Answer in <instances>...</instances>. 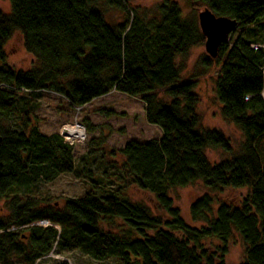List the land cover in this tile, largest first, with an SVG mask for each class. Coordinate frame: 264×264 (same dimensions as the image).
<instances>
[{
  "label": "trees",
  "instance_id": "obj_1",
  "mask_svg": "<svg viewBox=\"0 0 264 264\" xmlns=\"http://www.w3.org/2000/svg\"><path fill=\"white\" fill-rule=\"evenodd\" d=\"M7 1L10 13L0 12V199L8 200L0 264H69L48 256L72 250L95 262L226 264L232 234L244 245L239 264H264V4L183 0L194 12L207 9L242 30L216 58L201 61L218 68L220 115L242 136L234 152L223 134L201 128L195 82L181 81L177 58L205 39L197 18L182 19L176 3L161 0L147 19L125 0ZM98 2L118 9L122 22L109 26ZM14 33L36 69L15 72L6 63L3 48ZM44 91L71 109L110 92L138 99L145 123L161 136L107 152L106 137H91L77 159L58 133L43 135L34 123L31 97ZM85 121L89 134L100 130ZM206 150L226 157L211 163ZM62 174L86 180L81 197L57 207L30 195ZM197 182L205 193L189 208L195 227L169 193ZM129 189L149 194L150 206L130 201ZM226 191L244 194L218 201ZM43 221L48 225H35Z\"/></svg>",
  "mask_w": 264,
  "mask_h": 264
},
{
  "label": "rangeland",
  "instance_id": "obj_2",
  "mask_svg": "<svg viewBox=\"0 0 264 264\" xmlns=\"http://www.w3.org/2000/svg\"><path fill=\"white\" fill-rule=\"evenodd\" d=\"M132 10L137 14L146 16L149 19L156 14V7L161 0H125ZM176 3L181 12V18H197L196 12L190 9L187 2L183 0H170ZM96 6L102 11V15L109 26H116L124 19L121 12L115 8L107 7L103 2H98ZM0 12L10 13V7L7 0H0ZM235 29L232 36L240 33ZM230 37V36H229ZM6 57V63L15 72H29L36 69V63L23 48L21 37L14 33L3 48ZM203 58H209L204 50V46L191 49L187 55L178 57L176 66L181 69V81L195 82L194 92L198 95L199 102L196 106V114L200 118V126L203 130H214L223 134L230 142L233 151L239 149L242 141L240 132L231 124L224 121L220 115V104L214 93V83L218 74V68L211 66L204 68L201 64ZM161 95V94H160ZM33 104V119L38 130L43 135L60 133L65 126H74L75 123L84 128V140L73 141L75 157L83 155L87 142L91 137H106L105 146L102 147L106 152L110 149L117 150L129 140H149L159 136V128L148 126L144 120V106L138 100L130 98L123 94H114L103 99L95 100L85 105L79 112L71 109L64 99L52 92H41L31 97ZM102 110V111H101ZM112 110L122 117H105L101 114L103 111ZM85 120L92 125L99 126L100 130L89 134L85 127ZM154 127V128H153ZM206 156L211 163H218L223 160L224 155L220 150H206ZM84 181V182H82ZM86 180L77 178L75 174H62L51 183H39L35 191L30 195L38 199H47L52 206L61 207L66 198H79L86 191ZM205 193L201 183L197 182L185 188H177L170 191L169 195L173 204L180 211L181 217L190 226L198 227L200 224L193 223L190 218L189 208L191 203ZM243 195L244 192L229 194L227 191L222 195H216L218 201L231 199L233 195ZM11 195V194H10ZM18 196H22L17 194ZM126 197L132 202H139L150 206L151 196L147 193L129 189ZM7 199H0V219L8 215L5 209ZM34 225V224H33ZM46 226L48 223L35 224ZM31 226V225H30ZM24 227H15L13 230H22ZM211 243V242H209ZM216 244V242H212ZM228 252L225 257L226 264H239L242 261L244 245L235 234H232L228 242ZM49 259L66 260L69 264H117L115 260L106 259L102 262L92 261L81 256L76 250L57 256L54 253L49 254ZM48 260V261H50Z\"/></svg>",
  "mask_w": 264,
  "mask_h": 264
},
{
  "label": "water",
  "instance_id": "obj_3",
  "mask_svg": "<svg viewBox=\"0 0 264 264\" xmlns=\"http://www.w3.org/2000/svg\"><path fill=\"white\" fill-rule=\"evenodd\" d=\"M250 1L264 4V0ZM197 21L200 32L205 39L204 50L209 58L214 59L217 56L219 47L227 42L229 36L236 29L237 23L225 17H215L207 9L197 14Z\"/></svg>",
  "mask_w": 264,
  "mask_h": 264
},
{
  "label": "built area",
  "instance_id": "obj_4",
  "mask_svg": "<svg viewBox=\"0 0 264 264\" xmlns=\"http://www.w3.org/2000/svg\"><path fill=\"white\" fill-rule=\"evenodd\" d=\"M81 108H83V107H75V108H73L75 111H77V112H79L80 111V109ZM74 126H76L77 128H78V130H80L81 132H82V137L80 138V139H77L76 141H79V142H81V141H83L84 140V137H85V131H84V128L81 126V125H78L77 123H75V125ZM72 127V126H71ZM68 128H70V126H65V127H63L62 129H61V131H60V133H59V135H60V137L63 139V141H64V143H66V144H68V145H72L73 144V141H75V140H72V139H69L67 136H66V134H67V132H68Z\"/></svg>",
  "mask_w": 264,
  "mask_h": 264
},
{
  "label": "bare ground",
  "instance_id": "obj_5",
  "mask_svg": "<svg viewBox=\"0 0 264 264\" xmlns=\"http://www.w3.org/2000/svg\"><path fill=\"white\" fill-rule=\"evenodd\" d=\"M66 136L69 139L77 140V139H80L82 137V132L80 130H78V128L76 126H72V127L70 126V128H68V132H67ZM40 223L45 224L47 222L43 221Z\"/></svg>",
  "mask_w": 264,
  "mask_h": 264
},
{
  "label": "crops",
  "instance_id": "obj_6",
  "mask_svg": "<svg viewBox=\"0 0 264 264\" xmlns=\"http://www.w3.org/2000/svg\"><path fill=\"white\" fill-rule=\"evenodd\" d=\"M114 94H118V93H116V92H110L109 94H107V95H105V96H102V97H99V98H97V99H95V100H99V99H103V98H106V97H108V96H111V95H114ZM95 100H93V101H95ZM92 101V102H93ZM91 102V103H92ZM90 104V103H89ZM148 125V124H147ZM148 126H150L151 127V125H148ZM154 128V127H153ZM158 133H159V136L158 137H155V138H159L160 136H161V132L160 131H158ZM152 139H154V138H152ZM149 140H151V139H149ZM149 140H143V141H139V140H134V141H139V142H147V141H149ZM130 141V140H129ZM128 142V141H127Z\"/></svg>",
  "mask_w": 264,
  "mask_h": 264
}]
</instances>
